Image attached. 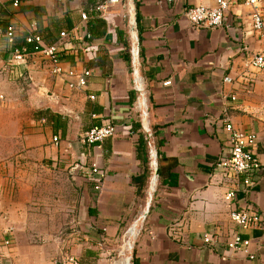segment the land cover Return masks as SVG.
Returning <instances> with one entry per match:
<instances>
[{
	"label": "crops",
	"instance_id": "1",
	"mask_svg": "<svg viewBox=\"0 0 264 264\" xmlns=\"http://www.w3.org/2000/svg\"><path fill=\"white\" fill-rule=\"evenodd\" d=\"M107 1L0 0L4 27L16 28L14 42L0 35V141L11 126L15 158L0 170L10 166L18 176L25 169L28 186L15 180L21 190L32 192L42 182L43 190L57 193L50 199L51 225L43 232L57 240L44 255L20 240L16 208L10 215L15 226H5L0 216V264H54L67 254L78 264L119 259L124 235L157 183L150 175L148 127L159 177L130 264L135 258V264H264V69L246 61L264 50V41L253 29L246 0H231L223 26L215 28L195 27L185 15L190 5L213 6V0H133L138 42L131 32L130 0L97 9ZM32 31L44 45L58 47L65 71H93L86 88H70L67 77L54 74V63L40 53L29 55L27 66L12 64L16 49L32 51L26 43ZM139 75L148 91L147 119L135 109ZM169 79L172 84L164 86ZM226 112L238 128L257 134L263 165L257 185L239 193L235 203L226 199L235 181L217 169L230 151L222 120ZM107 121L115 124V135L93 148L106 170L102 190L82 175L72 182L68 167L87 149L81 137ZM5 175L0 173V210L10 208ZM240 208L261 215L260 223L236 226L231 214ZM73 222L80 230L65 231ZM237 233L251 244L234 252L225 244ZM204 234L216 236L221 248L206 246Z\"/></svg>",
	"mask_w": 264,
	"mask_h": 264
},
{
	"label": "built area",
	"instance_id": "2",
	"mask_svg": "<svg viewBox=\"0 0 264 264\" xmlns=\"http://www.w3.org/2000/svg\"><path fill=\"white\" fill-rule=\"evenodd\" d=\"M118 1L119 0H108L105 3L99 4L97 6V9L105 11L109 3H117ZM213 1V6L196 3L190 5L186 9L185 15L193 26L209 28L223 26L226 14L231 6V0ZM262 1L263 0H246V5L250 9V17L253 29L256 35H258L259 38L264 41V12L262 8ZM18 5L19 2L15 1L14 6ZM84 18H86V16H84ZM0 35L5 36L10 42H14L16 38L15 26L10 24L4 27L1 14ZM61 35L66 36V33L62 32ZM26 43L33 46L32 51L28 50L27 47H24L23 49H16L14 51L12 60V64L14 66H27L29 55L33 53H40L50 58V60L54 63V67L52 68L54 74L67 77L68 86L70 88L82 90L88 86L93 75V71L91 69H84L82 71L69 69L65 71V69L61 67L58 47L56 45H44L43 38L34 31L30 32L26 36ZM246 61L247 64L252 67H255L257 69H264V50L256 52L247 57ZM22 76L23 75L20 74L18 78ZM225 81L231 83L233 81V78L231 76H227L225 77ZM250 81L251 79L249 77V83ZM171 84V79L164 82V86H170ZM135 88L138 92L135 109L137 112L142 114L144 119H147L146 107L148 91L145 85L144 78L141 75L135 78ZM233 99H235V97H233ZM222 120L224 123V128L228 135V140L230 142V151L227 154L225 153L219 160L217 169L224 176L235 181L229 186V190L226 195V199L229 202L235 203L239 200V193L247 194L251 191L252 188L257 185V183L259 182L258 177L261 174L263 165L262 160L256 151V147L258 144L257 134L238 128L234 124L233 119L228 112L223 115ZM146 132L148 134V138L155 143L152 129L148 128ZM115 133V124L107 121V123L91 128L81 137V143L85 145L87 149H84V151L78 153L76 159L69 165L68 172L71 175L72 179L76 180L79 175H82V177L85 178L88 182H91L97 190H102L103 182L106 178V170L94 157L95 153L93 148L94 146L103 143L106 139L113 137ZM59 141L60 138L58 136L53 137V143L58 144ZM149 164L151 170L150 175H156L155 169L158 166V153L155 145L150 149ZM157 184L158 177L155 189L152 191V193H155ZM231 219L236 226H239L242 229H247L251 226L258 225L262 219V216L248 209L240 208L234 209L232 211ZM129 230L130 233L125 240V251L121 255V257H125V260H122V258L120 257L119 259H114L113 264H126V260L132 257V252L134 251L135 247V241L143 229L140 230L138 227H136L134 221L133 225L128 229V231ZM203 242L210 248H221V246L219 245L220 241L216 236L214 237L209 234H204ZM250 244L251 239H245L241 236L240 233H237L227 241L225 246L231 251L238 252L247 249ZM78 263L79 261L76 256L67 254L64 257L56 260L54 264Z\"/></svg>",
	"mask_w": 264,
	"mask_h": 264
},
{
	"label": "rangeland",
	"instance_id": "3",
	"mask_svg": "<svg viewBox=\"0 0 264 264\" xmlns=\"http://www.w3.org/2000/svg\"><path fill=\"white\" fill-rule=\"evenodd\" d=\"M4 131L7 137H5L3 141H0V165L5 163L8 164L9 162L12 163L14 158V156H12L14 146L11 141V135L14 134L13 128L9 126L7 129L5 128ZM154 145L155 143L150 141V149ZM0 173L3 175L6 174L4 177L8 179L7 183H10L9 192L6 195V199L9 202L10 208L5 206L6 209L0 210V216H5V220H2L4 225L7 226L12 224L15 226L13 223L14 220L11 218L13 216L11 212H13L14 208H16L14 215L18 219L17 224L20 225L19 230H17L19 234H21L20 240L23 241L24 244L30 243L32 246L39 247L41 249L40 255H44L43 249L46 250L49 245L53 243V241L57 240L55 237H45L43 234L47 226L51 225L50 220L52 219L54 201H50V199H53L57 193L54 190L47 188L43 190V186L46 185H44L42 182L37 184V190L32 192L29 190H21V186L17 185L18 181L20 182L23 179L25 181V187L28 186V175L25 173V169L23 172H20V175L18 176L16 175L17 171H13L10 166L7 168H2ZM67 175L72 181V177L69 172ZM15 180H18L16 184ZM72 192H70L68 198L72 197ZM13 202L16 204L15 207L12 206ZM17 203H20V205L18 206ZM71 213L76 214V211ZM140 213L135 218V220L139 217ZM64 229L67 232H78L79 224L76 222L66 224ZM36 256L39 257V254L37 253Z\"/></svg>",
	"mask_w": 264,
	"mask_h": 264
},
{
	"label": "water",
	"instance_id": "4",
	"mask_svg": "<svg viewBox=\"0 0 264 264\" xmlns=\"http://www.w3.org/2000/svg\"><path fill=\"white\" fill-rule=\"evenodd\" d=\"M130 8H131V14H130V25H131V32H132V35L135 36V40H137V42L139 41L138 39V33H137V14L136 12L134 11L135 9V5H134V2L133 0H130ZM137 51V50H135ZM135 56H138V53L136 52ZM135 71H137V69H135ZM146 121L144 120V124L147 126V124L145 123ZM145 126V127H146ZM149 128V127H148ZM155 172H156V176L159 177V167L157 166L156 169H155ZM153 196H154V193H152L151 197L147 200V205H146V209L143 211V213H140L139 217L135 220V226L138 227L140 230L143 229L144 227V222L149 214V211H150V208H151V205H152V201H153ZM131 230V229H130ZM130 230L124 235V243L121 247V255L124 253L125 251V240L128 236V234L130 233ZM132 257H133V252H132ZM132 257L130 259H127L126 260V264H130V261L132 259Z\"/></svg>",
	"mask_w": 264,
	"mask_h": 264
},
{
	"label": "trees",
	"instance_id": "5",
	"mask_svg": "<svg viewBox=\"0 0 264 264\" xmlns=\"http://www.w3.org/2000/svg\"><path fill=\"white\" fill-rule=\"evenodd\" d=\"M136 3V6H137V8H138V5H139V3H138V1L137 2H135ZM137 17H139V12H138V9H137ZM162 170V169H161ZM161 175H162V173H161ZM133 261H134V264H135V262H136V258L135 259H133Z\"/></svg>",
	"mask_w": 264,
	"mask_h": 264
},
{
	"label": "bare ground",
	"instance_id": "6",
	"mask_svg": "<svg viewBox=\"0 0 264 264\" xmlns=\"http://www.w3.org/2000/svg\"><path fill=\"white\" fill-rule=\"evenodd\" d=\"M146 121V120H145ZM153 176H155V174H153Z\"/></svg>",
	"mask_w": 264,
	"mask_h": 264
}]
</instances>
